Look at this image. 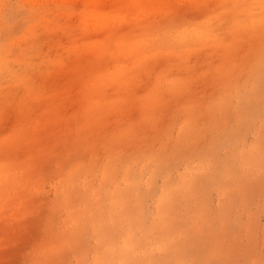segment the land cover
I'll return each instance as SVG.
<instances>
[{
	"label": "rangeland",
	"instance_id": "rangeland-1",
	"mask_svg": "<svg viewBox=\"0 0 264 264\" xmlns=\"http://www.w3.org/2000/svg\"><path fill=\"white\" fill-rule=\"evenodd\" d=\"M0 264H264V0H0Z\"/></svg>",
	"mask_w": 264,
	"mask_h": 264
}]
</instances>
